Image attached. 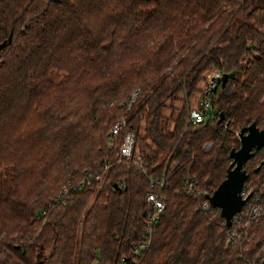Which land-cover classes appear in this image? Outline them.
I'll use <instances>...</instances> for the list:
<instances>
[{
	"label": "trees",
	"instance_id": "obj_1",
	"mask_svg": "<svg viewBox=\"0 0 264 264\" xmlns=\"http://www.w3.org/2000/svg\"><path fill=\"white\" fill-rule=\"evenodd\" d=\"M3 42L0 264L258 262L264 216L230 243L220 211L199 210L183 181L211 194L239 147L235 132L264 131V0H0ZM213 69L227 79L206 121L192 126L188 98ZM136 89L127 111L122 102ZM120 119L134 134L131 158L100 185L53 202L112 160ZM263 158L264 148L243 165L245 193H264V167L255 171ZM163 179L165 211L133 258L149 180Z\"/></svg>",
	"mask_w": 264,
	"mask_h": 264
},
{
	"label": "built area",
	"instance_id": "obj_2",
	"mask_svg": "<svg viewBox=\"0 0 264 264\" xmlns=\"http://www.w3.org/2000/svg\"><path fill=\"white\" fill-rule=\"evenodd\" d=\"M222 72L217 69L209 71L205 76V85L201 89L202 100L200 102L201 109L191 108L188 111L187 123L195 126L202 124L206 121L208 117V110H212V96L213 90L216 85L221 81ZM138 90L135 91L129 100L124 103L126 110L129 111L132 108L136 100ZM126 126V120L120 119L117 123L110 129V135L112 136V144L115 149L113 158L111 161H106L103 164L102 172L97 171H84L79 178L74 183H68L59 194L58 198L53 202L55 203H65L66 197L72 191H81L92 185H100L103 182L104 175L107 173L111 167L114 165H121L124 161L131 158V153L134 144V134L130 131L124 132V127ZM141 159L138 153L134 156L133 165L138 167L143 171L140 164ZM145 174V172L143 171ZM165 180H149L150 190L144 196L145 214H144V233L143 235L131 245L130 256L133 258L139 257L143 252H145L150 245V238L153 229L158 225L160 218L165 211V201L161 195V190L163 189ZM264 185V183H263ZM124 183H121V189H123ZM183 189L187 196L192 197L198 203V209L205 211L210 206H212L208 200L211 194L201 192L196 187V181L191 177H186L183 181ZM248 195L250 197L246 199L240 212L236 213L232 220L230 227L227 229V241L232 243L240 239L241 232L249 230L258 220L264 216V193L263 189L256 190L254 192L245 193L242 190V197L245 198ZM48 210L44 209L41 216L47 217ZM43 218V219H45ZM264 258V246L261 249V255L258 258V262L254 264H263Z\"/></svg>",
	"mask_w": 264,
	"mask_h": 264
},
{
	"label": "water",
	"instance_id": "obj_3",
	"mask_svg": "<svg viewBox=\"0 0 264 264\" xmlns=\"http://www.w3.org/2000/svg\"><path fill=\"white\" fill-rule=\"evenodd\" d=\"M5 44L6 42L0 44V50ZM226 79L227 75L222 74L221 82L223 84ZM237 138L240 145L238 149L230 150L229 158L232 161L226 176L208 197L210 204L220 211V215L225 221V227H230L233 216L240 212L246 199L250 197V195L245 198L242 197L243 185L247 179L243 165L253 157L254 152L264 148V131L257 129L254 124L242 128L237 133ZM261 167H264V158L255 171ZM262 263L264 264V258Z\"/></svg>",
	"mask_w": 264,
	"mask_h": 264
},
{
	"label": "rangeland",
	"instance_id": "obj_4",
	"mask_svg": "<svg viewBox=\"0 0 264 264\" xmlns=\"http://www.w3.org/2000/svg\"><path fill=\"white\" fill-rule=\"evenodd\" d=\"M52 79L54 80V82H58L60 81L62 78H63V75L61 73H52L51 75ZM205 85V82L202 83V85L200 87H203ZM138 89H136L135 91H137ZM133 91L129 97L135 92ZM139 93V92H138ZM138 93H137V96H138ZM136 96V98H137ZM128 97V98H129ZM126 99L125 101L122 102V104L126 103L129 99ZM202 100V96H201V91H197L195 93H193L189 98H188V102H189V106L191 108H197V109H201V105H200V102ZM208 116L210 114V110H208L207 112ZM169 128H171V125L169 124ZM235 136L237 137V133L235 132ZM238 140V138H237ZM239 142V141H238ZM240 145V144H239ZM210 148V144H207L205 145L204 147V150L207 151L208 149ZM239 148V147H238Z\"/></svg>",
	"mask_w": 264,
	"mask_h": 264
},
{
	"label": "crops",
	"instance_id": "obj_5",
	"mask_svg": "<svg viewBox=\"0 0 264 264\" xmlns=\"http://www.w3.org/2000/svg\"><path fill=\"white\" fill-rule=\"evenodd\" d=\"M201 89L203 88V87H200Z\"/></svg>",
	"mask_w": 264,
	"mask_h": 264
}]
</instances>
